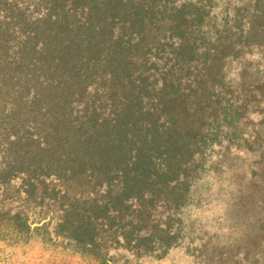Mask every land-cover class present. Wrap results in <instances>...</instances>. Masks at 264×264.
<instances>
[{
  "label": "trees",
  "instance_id": "1",
  "mask_svg": "<svg viewBox=\"0 0 264 264\" xmlns=\"http://www.w3.org/2000/svg\"><path fill=\"white\" fill-rule=\"evenodd\" d=\"M38 1L32 20L0 0V12L16 20L23 36L13 63L24 72L20 94L46 103L43 146L37 141L31 162L6 167L1 179L19 176L28 197L39 190L50 244L90 249L103 264L110 263L108 242L137 253L165 252L178 233L152 216L159 205L167 212L182 206L185 192L177 185L181 178L187 183L192 157L202 152L195 142L207 139L195 100L197 90L206 92L205 79L189 68L207 33L208 5ZM159 52L166 59L160 68ZM215 53V60L226 57L222 49ZM82 176L93 180L96 194L70 196L54 183ZM34 223L24 216L17 231L28 235L40 228Z\"/></svg>",
  "mask_w": 264,
  "mask_h": 264
},
{
  "label": "rangeland",
  "instance_id": "2",
  "mask_svg": "<svg viewBox=\"0 0 264 264\" xmlns=\"http://www.w3.org/2000/svg\"><path fill=\"white\" fill-rule=\"evenodd\" d=\"M8 1L24 18L33 20L41 10L38 0ZM204 1L207 33L189 70L205 79L206 92L197 90L195 100L207 139L195 142L202 152L192 157L187 183L181 178L177 185L185 192L182 206L167 212L159 205L152 216L178 237L156 254L108 242L109 264H264V0ZM15 22L0 12V264H103L90 249L50 244L47 226L41 225L46 215L39 190L28 197L19 176L1 179L6 167L31 162L37 141L44 144L46 103L20 94L24 72L13 65L23 39ZM220 49L226 57L215 60ZM158 54L160 68L166 59ZM89 179L54 183L70 196L86 197L98 191ZM24 216L40 228L19 233Z\"/></svg>",
  "mask_w": 264,
  "mask_h": 264
}]
</instances>
